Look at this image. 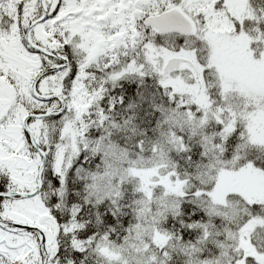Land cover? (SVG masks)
<instances>
[{"label": "snow or ice", "instance_id": "1", "mask_svg": "<svg viewBox=\"0 0 264 264\" xmlns=\"http://www.w3.org/2000/svg\"><path fill=\"white\" fill-rule=\"evenodd\" d=\"M0 264H264V0H0Z\"/></svg>", "mask_w": 264, "mask_h": 264}]
</instances>
